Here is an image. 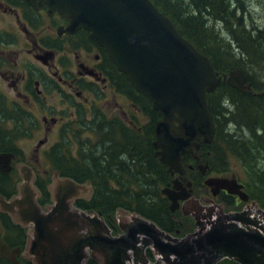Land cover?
I'll return each instance as SVG.
<instances>
[{
	"label": "water",
	"instance_id": "water-1",
	"mask_svg": "<svg viewBox=\"0 0 264 264\" xmlns=\"http://www.w3.org/2000/svg\"><path fill=\"white\" fill-rule=\"evenodd\" d=\"M39 2L70 21L69 31L85 29L103 46L118 70L137 92L152 102L162 120L156 124L154 148L162 165L184 174L185 154L194 155L210 144L215 125L207 95L221 85L245 94L252 89L240 69L220 73L207 55L177 30L169 16L151 0H25ZM19 194L2 207L15 223L33 224L28 250L35 264H87L90 253L99 264H264V207L251 200L236 179L211 178L213 196L220 191L238 197L245 206L226 211L208 197L201 200L174 190L163 193L195 221V230L182 238L160 229L137 213L117 210L122 235L113 237L104 218L77 208V200H91L87 183L61 178L57 172L48 190L52 204L38 202L32 168L21 165ZM191 186V184H189ZM150 249L155 257L146 256ZM102 253V256L98 254Z\"/></svg>",
	"mask_w": 264,
	"mask_h": 264
},
{
	"label": "flooded vegetation",
	"instance_id": "flooded-vegetation-1",
	"mask_svg": "<svg viewBox=\"0 0 264 264\" xmlns=\"http://www.w3.org/2000/svg\"><path fill=\"white\" fill-rule=\"evenodd\" d=\"M69 27L70 21L47 5L0 0V264H35L28 250L34 225L15 223L1 210L19 194L23 182L21 165L33 169L34 185L41 193L38 202L44 209L52 204L48 187L55 172L61 178L93 186L91 179H75L82 171L75 168L89 162L92 166L99 163L101 169L97 173L102 181L128 182L127 149L131 148L133 136L141 142L147 140V128L152 130L153 156L161 164L154 148L155 128L162 120L161 114L118 70L106 49L91 39L89 31L71 32ZM148 106L160 117L153 120ZM209 145L201 144L194 155L183 156L182 175L169 172L163 165L167 181L161 188V196L173 219L168 232L135 210L117 207L106 213L94 207V186L91 200L80 199L74 205L104 218L113 237L123 234L117 219V210L121 208L182 238L195 230V221L183 214L184 201H179V208L173 211L172 201L164 190L171 192L177 187V193L190 192L195 199L208 197L224 205L226 211H238L245 206L238 197L223 190L213 196L212 187L206 184L211 178L236 179L244 185L246 193L247 190L235 174L213 169ZM102 168L111 171L103 172ZM225 197H234L239 205L233 208L237 209L230 210L223 201ZM89 253L87 264H99ZM146 256L155 261L150 249L146 250Z\"/></svg>",
	"mask_w": 264,
	"mask_h": 264
},
{
	"label": "trees",
	"instance_id": "trees-1",
	"mask_svg": "<svg viewBox=\"0 0 264 264\" xmlns=\"http://www.w3.org/2000/svg\"><path fill=\"white\" fill-rule=\"evenodd\" d=\"M151 1L171 18L184 38L210 57L216 71L228 73L240 68L248 76L253 87L251 92L242 94L222 85L208 95L216 133L207 149L211 152L209 159L213 169L227 172L231 171L232 164L242 167L241 174H234L245 184L250 197L264 207V89L256 88L253 75L261 79L264 74V24L259 25L250 17L246 0ZM224 25L230 37H224L221 42L219 29ZM148 108L153 120L160 117L150 106ZM146 130L147 140L141 142L133 136L131 148L127 149L130 162L125 167V175L129 176L128 182L102 181L97 173L101 166L99 163L92 166L91 162L75 168L82 170L75 179L94 181L96 195L92 205L99 210L113 211L117 207L135 210L168 232L173 219L161 196V188L167 181L166 168L153 156L152 130ZM106 170L102 168L103 172ZM223 201L230 210L239 205L234 197H225ZM189 228H193L192 220ZM220 264L237 263L225 260Z\"/></svg>",
	"mask_w": 264,
	"mask_h": 264
},
{
	"label": "rangeland",
	"instance_id": "rangeland-1",
	"mask_svg": "<svg viewBox=\"0 0 264 264\" xmlns=\"http://www.w3.org/2000/svg\"><path fill=\"white\" fill-rule=\"evenodd\" d=\"M246 9L249 8V15L250 17H253L254 19H256L259 23V25L264 24V2L263 0H246ZM226 26L224 25L220 30V41L224 40L225 38H229L230 35L228 34V31L226 30ZM222 42V41H221ZM254 75V79L256 80V88L261 90L264 89V74L261 77V79H259L257 77V75ZM228 133L230 134V130L228 131ZM232 166V167H231ZM231 167V171H229L228 173L230 175L234 174V173H239L241 174L243 172L242 167L238 164H232ZM103 212L108 213L109 211L104 210Z\"/></svg>",
	"mask_w": 264,
	"mask_h": 264
},
{
	"label": "bare ground",
	"instance_id": "bare-ground-1",
	"mask_svg": "<svg viewBox=\"0 0 264 264\" xmlns=\"http://www.w3.org/2000/svg\"><path fill=\"white\" fill-rule=\"evenodd\" d=\"M248 82L251 83L249 80H248ZM251 87H252V84H251ZM252 90H253V87H252V89H251L250 91H247V92H251ZM247 92H246V93H247ZM211 143H212V142H211ZM211 143H210V144H211ZM154 258H155V257H154Z\"/></svg>",
	"mask_w": 264,
	"mask_h": 264
}]
</instances>
